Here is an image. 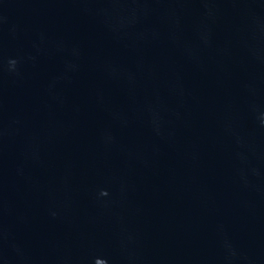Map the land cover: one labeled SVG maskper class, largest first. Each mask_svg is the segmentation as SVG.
<instances>
[{"label": "water", "instance_id": "obj_1", "mask_svg": "<svg viewBox=\"0 0 264 264\" xmlns=\"http://www.w3.org/2000/svg\"><path fill=\"white\" fill-rule=\"evenodd\" d=\"M0 264H264V0H0Z\"/></svg>", "mask_w": 264, "mask_h": 264}]
</instances>
